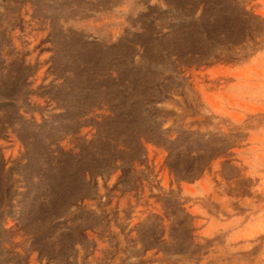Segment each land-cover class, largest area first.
<instances>
[{
    "label": "rangeland",
    "instance_id": "1",
    "mask_svg": "<svg viewBox=\"0 0 264 264\" xmlns=\"http://www.w3.org/2000/svg\"><path fill=\"white\" fill-rule=\"evenodd\" d=\"M0 264H264V0H0Z\"/></svg>",
    "mask_w": 264,
    "mask_h": 264
}]
</instances>
